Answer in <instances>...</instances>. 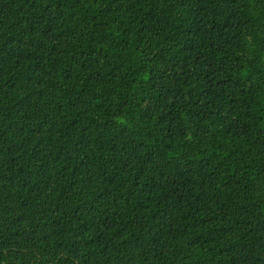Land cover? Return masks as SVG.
Instances as JSON below:
<instances>
[{"label": "trees", "instance_id": "obj_1", "mask_svg": "<svg viewBox=\"0 0 264 264\" xmlns=\"http://www.w3.org/2000/svg\"><path fill=\"white\" fill-rule=\"evenodd\" d=\"M0 264H264V0H0Z\"/></svg>", "mask_w": 264, "mask_h": 264}]
</instances>
